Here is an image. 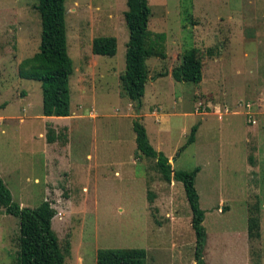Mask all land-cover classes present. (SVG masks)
Listing matches in <instances>:
<instances>
[{"label": "rangeland", "instance_id": "obj_1", "mask_svg": "<svg viewBox=\"0 0 264 264\" xmlns=\"http://www.w3.org/2000/svg\"><path fill=\"white\" fill-rule=\"evenodd\" d=\"M147 1L148 29L165 35L167 57L146 61V111L136 115L119 80L127 0H65L68 122L43 120L41 83L18 76L39 48L38 0H0V178L20 207L48 201L55 209L64 264H96L98 250L126 248L146 250V264H196L183 185L166 183L136 151L133 120L160 104L157 114H170L160 140L172 168H199L204 263L264 264V0ZM99 36L116 38L115 56L92 54ZM192 48L212 49L202 81L176 82L171 71ZM143 122L154 146L155 119ZM192 127L195 142L181 150ZM259 150L256 173L249 166ZM18 237L19 219L0 208V264H18Z\"/></svg>", "mask_w": 264, "mask_h": 264}, {"label": "trees", "instance_id": "obj_2", "mask_svg": "<svg viewBox=\"0 0 264 264\" xmlns=\"http://www.w3.org/2000/svg\"><path fill=\"white\" fill-rule=\"evenodd\" d=\"M41 34L38 51L23 59L18 66V76L22 79L41 83L42 116H70V87L73 74V61L68 54L65 0H38ZM128 10L124 20L128 29V41L125 52V69L119 74L122 96L134 105L136 113L142 105L148 82L149 70L146 61L149 58L165 60V35L152 33L148 29L150 9L147 0H127ZM91 52L95 56L113 57L117 52V40L114 37H95L91 43ZM212 49L192 48L181 57L173 67L171 77L176 82L198 84L202 81L204 62L211 56ZM166 76L162 73L160 77ZM132 129L135 134L136 151L144 158L153 159L156 168L166 183L172 181L183 185L185 196L191 210V228L196 239L195 262L205 264L201 250L205 242V230L202 226L204 211L199 206V196L195 188V177L199 168L192 172L172 169L165 155L157 152L149 143L146 129L139 119H134ZM197 127H192L186 144L195 142ZM52 129L47 131V141L56 140ZM0 208L7 215L19 219L18 264H64V253L59 240L52 229L55 209L48 201L35 208L20 207L12 201L10 191L0 178ZM249 226V235L250 228ZM68 254V248L65 250ZM147 251L144 249H100L96 254V264H146Z\"/></svg>", "mask_w": 264, "mask_h": 264}, {"label": "crops", "instance_id": "obj_3", "mask_svg": "<svg viewBox=\"0 0 264 264\" xmlns=\"http://www.w3.org/2000/svg\"><path fill=\"white\" fill-rule=\"evenodd\" d=\"M171 75V74H170ZM158 96H159V94H158ZM130 105V107L132 108V107H134L132 104H129ZM159 105L160 104H154V106H155V108H154V112H152V113H149V114H146V113H141V118H140V121H141V123L143 124L144 122H143V118L146 116V115H149V116H151V117H153L154 119H155V123L157 124V127H155V133H156V135L157 136H155L154 137V141H155V145L153 146L152 145V143L150 142V140H149V138H148V140H149V143L151 144V146L157 151V152H161V153H163V150H164V145L162 144V142H161V140H160V134H162V133H165V130H166V128H168V118H169V116L168 115H170V114H163V115H158L157 114V112L159 111V109H160V107H159ZM142 109H144V112L146 111V107H143V105H142V108H140V112L142 111ZM134 112H135V114L137 115L139 112H137L136 113V110L134 109L133 110ZM71 113H72V110H70V116H68V117H44V116H42V119L43 120H50V119H57V120H69L68 122H71V121H73V118H72V116H71ZM173 114H177V113H173ZM185 115H187V113H184ZM69 124V123H68ZM68 126V128H69V125H67ZM143 126H144V124H143ZM145 127V126H144ZM146 129V128H145ZM197 131H199V129L197 128ZM196 131V132H197ZM146 133H147V137H148V132H147V129H146ZM164 154V153H163ZM176 154V153H175ZM165 155V154H164ZM261 156H262V154H261V151L259 150L258 151V153H257V155L255 156V158H250V159H252V163H254V165H253V167H251V166H249V170L250 171H253V172H256V171H254V167H255V170L257 169V172L256 173H258V172H260V169H258V162H259V160L261 159ZM165 157L168 159V161H169V163L170 162H172L173 163V158H171V157H167L166 155H165ZM257 163V164H256ZM171 167H172V164H171ZM173 169V168H172ZM174 170V169H173Z\"/></svg>", "mask_w": 264, "mask_h": 264}, {"label": "built area", "instance_id": "obj_4", "mask_svg": "<svg viewBox=\"0 0 264 264\" xmlns=\"http://www.w3.org/2000/svg\"><path fill=\"white\" fill-rule=\"evenodd\" d=\"M247 108L248 110L251 109V105L247 104ZM246 117H247V123L251 124V125H255L256 124V120H255V116L251 111H248L246 113Z\"/></svg>", "mask_w": 264, "mask_h": 264}]
</instances>
